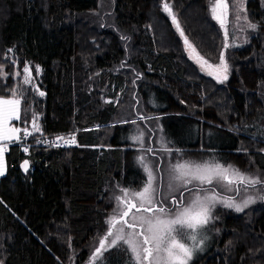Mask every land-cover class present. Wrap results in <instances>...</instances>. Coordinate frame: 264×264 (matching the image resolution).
Listing matches in <instances>:
<instances>
[{"label":"trees","instance_id":"obj_1","mask_svg":"<svg viewBox=\"0 0 264 264\" xmlns=\"http://www.w3.org/2000/svg\"><path fill=\"white\" fill-rule=\"evenodd\" d=\"M163 2L0 0V98L17 93L15 124L33 139L75 137L81 147L32 148L26 175L23 151L15 145L5 153L0 264H130L122 242L99 257L95 249L120 224L113 229L109 221L121 189L131 195L148 180L140 156L154 170L156 199L165 208L181 192L186 204L188 189L198 185L169 189V160L179 155L213 156L264 180V0L246 1L244 24L227 0L233 37L239 28L247 37L235 48L231 36L225 47L210 13L215 0H168L199 56L217 65L223 53L229 66L223 82L191 57ZM25 67L34 74L30 84ZM33 113L43 135L33 129ZM140 133L143 144L132 139ZM211 188L238 203L256 202L243 212L217 203L210 246L189 264H264V185L241 186L239 193L226 183Z\"/></svg>","mask_w":264,"mask_h":264},{"label":"snow or ice","instance_id":"obj_2","mask_svg":"<svg viewBox=\"0 0 264 264\" xmlns=\"http://www.w3.org/2000/svg\"><path fill=\"white\" fill-rule=\"evenodd\" d=\"M233 7L242 10L243 3L237 5L236 0H233ZM163 11L166 12L170 17L172 24L175 25L180 35L184 37L185 45L194 53L195 60L200 64L203 69L205 66L213 69V72H209V75L216 73L215 78L223 82L227 80L228 64L224 60L223 53L221 54V61L217 65L209 64L207 60L199 56L196 53L195 47L189 42L185 36L183 29L177 19V16L173 13V9L168 0H164L162 4ZM210 13L212 17L217 20L221 27L225 29V47H228V31L226 27L228 3L226 0H215L214 3H210ZM237 19L239 15L237 12ZM246 19V18H245ZM252 29H256L257 25L249 23L248 25ZM11 51V50H9ZM37 72L40 71L37 66ZM24 72L27 73L24 77V83H31V72L28 67L24 68ZM19 75V73H17ZM36 91L40 96H44L45 93ZM15 99H3L0 98V138L11 139L13 136L16 139H20L18 133L19 128H8L7 123L10 120L21 119V101L17 93H13ZM25 119L27 117L25 116ZM39 117L33 113L32 125L35 132H40L43 135L42 130L37 123ZM143 119V117H142ZM135 123V121H133ZM27 129L23 130V137L26 139L31 135ZM58 139L64 140L63 137ZM133 140L143 144V133L132 137ZM65 144L71 145L75 143V137L71 140H65ZM166 151H170L165 148ZM24 151L27 152L28 148L25 146ZM146 151L151 152L152 149L148 148ZM179 152V150L177 149ZM139 162L144 167L147 173L148 180L140 192H133L131 195L126 189H121L123 193L122 197H117V200L124 204V208L118 213V216H113L109 221L111 228L115 229L117 223H123L127 225L132 231L125 234L124 228H119L114 234L113 231L109 230L107 235L104 236L98 247L95 249L96 257L102 255L103 251L109 250L111 247H116L118 243L122 242L127 246L132 254L130 264H189L192 260L195 251L200 250L198 245L203 244V239H206V235H203L198 240V236L202 235V230L209 224L213 219L212 211L217 203L222 204L224 207L232 208L236 212H243L250 204L255 203L253 197L243 199L242 202H236L234 197H220L216 193L215 188L204 189L198 187V185H213L214 182L226 183L229 191L239 193L241 186L244 188H254L257 185H264V180L259 177L251 176L247 173L241 172L239 169L233 168L232 165L225 167L219 163L205 162L203 164L184 161L176 162L171 165L170 172L174 173L171 175V180L179 183L180 187L186 188L193 182H198L192 189H188L193 193L192 198L185 204L183 202V192H181L180 200L172 199V207L165 208L162 201L156 199L157 188L154 187L156 181V175L154 170L143 156L138 157ZM29 162L24 161L22 167L25 171L28 170ZM4 174L3 165V149L0 148V175ZM169 189H173V185L169 184ZM200 193H205L201 195ZM210 193V194H209ZM136 199L139 203H133L132 200ZM259 199L264 200V195H261ZM135 209L136 212H153L152 216L145 215H131V220L126 219ZM161 213V215H155V213ZM137 226L140 227V231L136 232ZM183 237V239L179 238ZM111 238V239H110ZM190 241L191 243H188Z\"/></svg>","mask_w":264,"mask_h":264},{"label":"rangeland","instance_id":"obj_3","mask_svg":"<svg viewBox=\"0 0 264 264\" xmlns=\"http://www.w3.org/2000/svg\"><path fill=\"white\" fill-rule=\"evenodd\" d=\"M246 1L247 0H241L240 1V3L242 2L243 3V9L242 10H240V9H238V15H239V19H237V20H239V23L240 24H244V21H245V16H244V11H245V9H246V7H245V4H246ZM226 2H227V0H226ZM228 3V2H227ZM239 5V4H238ZM217 21V20H216ZM218 22V21H217ZM230 20H229V6H228V13H227V21H226V27H227V31H228V37H233V30L230 28ZM219 23V22H218ZM220 24V23H219ZM223 29V31L225 32V29L224 28H222ZM235 33L237 34V37L235 38V34H234V37H233V39L231 40V44H232V48H235V47H242V46H244V44H245V42H246V40H247V37H246V35H245V33H241V29L239 28V29H237L236 31H235ZM190 52V51H189ZM190 55H191V57H193L194 58V54L193 53H190ZM200 65V64H199ZM201 68V67H200ZM202 69V68H201ZM204 72L206 71V72H213V69H211V68H207V66H205L203 69H202ZM216 74H219V73H216ZM26 75H28L27 73H26ZM33 73L31 74V78L33 77ZM16 97L15 96H11V98H3V99H15ZM20 99V98H19ZM21 101V100H20ZM15 121L16 120H10V121H8V123H7V126L6 127H8V128H12V127H15V128H19V127H17V125L15 124ZM20 129V132L18 133V135L20 136V139L18 140V139H16V137L15 136H13L11 139H16V140H14V141H10V142H8L9 140H11V139H3V138H0V148H2L3 149V165H4V174L3 175H0V180H1V178L7 173V163H6V158H5V153H6V150H5V148H6V146H9V145H12V144H18V143H21V141H22V138H21V134L23 133V130L24 129H21V128H19ZM33 139V137L31 136V135H29V140H32ZM65 140H71V138H67V139H65ZM75 145H76V147H74V148H70V149H77V148H81L77 143H76V141H75ZM11 147H13V146H10V148ZM18 147V146H17ZM19 149H22V148H24V147H18ZM39 148V147H38ZM31 149H32V147H29V155L28 156H26L27 158L25 159V160H30L31 161V159H29L30 158V151H31ZM65 150H67V149H65ZM10 151V150H9ZM24 155V154H23ZM25 156V155H24ZM184 161H190V162H195V163H200V164H203V163H205V162H209V163H212V164H215V163H219V164H221L222 165V163L221 162H218L217 161V158H215V157H207V156H200V155H193V154H186V155H179V156H176V157H172L170 160H169V164H168V168H167V174H174V173H171L170 172V169H171V165L172 164H175L176 162H184ZM30 164V163H29ZM170 183L175 187V186H179V183L178 182H176V181H170ZM205 187H206V189H211V187H212V185L210 186V185H207V184H205ZM234 192V191H233ZM201 194V193H200ZM203 195L205 194V193H202ZM201 194V195H202ZM210 194V193H209ZM244 197V196H243ZM242 197V198H243ZM132 202H138V200H136V199H133L132 200ZM139 203V202H138ZM124 208V204H122V203H120L119 205H117L116 206V210L118 209V211H117V214L115 215V216H118V213H119V211L121 210V209H123ZM132 214H135V215H137V216H139V215H145V216H152L153 215V212H151V211H148V212H136V210L135 209H133L132 210V213L130 214V219H131V215ZM212 217H213V211H212ZM127 219V218H126ZM213 224V219L209 222V224L202 230V235L201 236H198V240L199 239H201L202 237H203V235H206V239H203V244L202 245H198V248L200 249V250H198V251H195L194 252V254H193V258L195 257V256H197L198 254H201V253H203L204 251H206V249L210 246V243H211V239H212V237H211V229H210V227H211V225ZM121 227H123L124 228V230H131V229H129L128 227H127V225H125V224H123V223H120L119 225H118V227L116 228V230H115V232L117 231V229H119V228H121ZM179 238H181V239H183V237H179ZM188 243H191L190 241H188ZM192 258V259H193ZM190 262V261H189Z\"/></svg>","mask_w":264,"mask_h":264},{"label":"built area","instance_id":"obj_4","mask_svg":"<svg viewBox=\"0 0 264 264\" xmlns=\"http://www.w3.org/2000/svg\"><path fill=\"white\" fill-rule=\"evenodd\" d=\"M65 139L61 140L56 137H38L32 140H29V136L25 139L22 136V141L21 143L18 144H12L9 146H6L5 150L6 152H9L10 146H15L17 145L18 147H27L28 151L25 152L24 148L21 150L23 151L25 157L29 155V147H39V148H44V149H53V150H65V149H70L76 147L75 143H72L71 145L65 144ZM28 160V159H27ZM30 163V168L29 170L32 169L31 161L28 160Z\"/></svg>","mask_w":264,"mask_h":264},{"label":"water","instance_id":"obj_5","mask_svg":"<svg viewBox=\"0 0 264 264\" xmlns=\"http://www.w3.org/2000/svg\"><path fill=\"white\" fill-rule=\"evenodd\" d=\"M27 161H28V160H27ZM28 162H29V161H28ZM23 163H24V162H23ZM23 163L21 164V171H22V173H23L24 175H26V174L28 173V171H29L30 164H29V166H28V170L25 171L24 168L22 167Z\"/></svg>","mask_w":264,"mask_h":264},{"label":"crops","instance_id":"obj_6","mask_svg":"<svg viewBox=\"0 0 264 264\" xmlns=\"http://www.w3.org/2000/svg\"><path fill=\"white\" fill-rule=\"evenodd\" d=\"M14 140H16V139H11V140H9L8 142H10V141H14Z\"/></svg>","mask_w":264,"mask_h":264}]
</instances>
